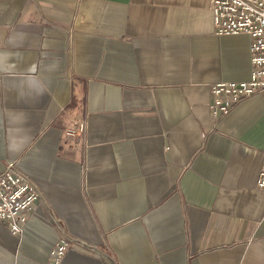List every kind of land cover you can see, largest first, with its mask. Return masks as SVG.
Returning <instances> with one entry per match:
<instances>
[{"label": "crops", "instance_id": "obj_1", "mask_svg": "<svg viewBox=\"0 0 264 264\" xmlns=\"http://www.w3.org/2000/svg\"><path fill=\"white\" fill-rule=\"evenodd\" d=\"M210 0H0V171L40 197L0 264H264V91Z\"/></svg>", "mask_w": 264, "mask_h": 264}, {"label": "built area", "instance_id": "obj_2", "mask_svg": "<svg viewBox=\"0 0 264 264\" xmlns=\"http://www.w3.org/2000/svg\"><path fill=\"white\" fill-rule=\"evenodd\" d=\"M210 9L216 35L243 33L251 37L249 79L220 81L210 89L209 109L217 119L251 94L264 91V0H210ZM2 76L0 73V80ZM259 171L256 185L264 191V157ZM39 197L31 178L16 163L8 162L0 171V220L7 223L11 233L24 228L27 215L34 210ZM68 246V239L53 244L49 249V264H59Z\"/></svg>", "mask_w": 264, "mask_h": 264}]
</instances>
